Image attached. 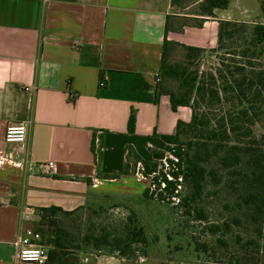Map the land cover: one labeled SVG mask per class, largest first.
Segmentation results:
<instances>
[{
	"label": "crops",
	"instance_id": "crops-1",
	"mask_svg": "<svg viewBox=\"0 0 264 264\" xmlns=\"http://www.w3.org/2000/svg\"><path fill=\"white\" fill-rule=\"evenodd\" d=\"M180 7L172 0H0V264H37L17 257L16 241L40 207L73 210L99 195H144L147 188L166 195L181 180L184 147L162 135L190 121L192 110L174 108L166 94L156 101L164 40L214 47L223 18L216 9L201 26L181 24L201 15ZM20 122L27 123L26 142L7 143V125ZM129 147L157 161L158 171L134 166ZM177 155L180 166L169 171ZM46 247L47 264L124 260Z\"/></svg>",
	"mask_w": 264,
	"mask_h": 264
},
{
	"label": "trees",
	"instance_id": "trees-1",
	"mask_svg": "<svg viewBox=\"0 0 264 264\" xmlns=\"http://www.w3.org/2000/svg\"><path fill=\"white\" fill-rule=\"evenodd\" d=\"M172 1L184 6L180 0ZM197 1L199 26L205 18L215 16L216 9L230 6V0ZM259 1L264 15V0ZM169 30L168 17L166 34ZM176 47L185 50L188 63L170 62ZM210 51L223 52L218 66L214 72H200L191 65L207 52L206 48L169 40L167 36L163 44L156 101L166 94L174 108L189 106L192 110L190 121L179 120L174 134L162 135L167 143L184 147L180 195L174 207L188 219L206 223V231L214 236L216 249L195 237L197 250L215 258L227 256L226 264H260L264 256V132L258 135L255 128L259 122L264 127V22L248 26L220 20L217 46ZM135 124L136 114L132 111L130 132H134ZM154 157L162 159L164 154L155 151ZM128 158L134 166L141 162L149 174L158 171L157 161L143 160L131 147ZM222 194L229 217L210 222L204 198ZM149 195L147 188L143 196ZM84 208L40 207V218L33 225L42 237L39 243L55 246L62 255L88 251L83 250L84 244L98 252L105 248L107 253L122 258L146 253V230L134 211L118 226L104 227L100 233L88 228L82 235V229H71L68 221Z\"/></svg>",
	"mask_w": 264,
	"mask_h": 264
},
{
	"label": "rangeland",
	"instance_id": "rangeland-1",
	"mask_svg": "<svg viewBox=\"0 0 264 264\" xmlns=\"http://www.w3.org/2000/svg\"><path fill=\"white\" fill-rule=\"evenodd\" d=\"M180 1L184 6L179 8V12L192 15L199 13V1ZM219 16L223 18L222 20H234L248 26L264 22L259 0H230V6L227 9H220ZM180 22L181 24L187 22L197 25L200 19L191 16ZM211 48H206L207 52L199 60L192 62V69H198L200 72H214L219 63V55L223 52L210 51ZM169 60L172 63L179 61L188 63L185 59V50L182 47L173 49ZM255 131L258 135L264 132L262 122L256 125ZM180 160V156L177 155L174 162L177 164L172 166L171 163L169 171L174 168L178 169ZM168 168V166L165 167V169ZM178 178L173 179L175 180L173 187L166 195L161 191V194L158 192L150 194L148 197L143 195L121 197L99 195L79 213V216L69 219V226L75 231L82 229V235L90 230L88 228H92L95 233H100L104 227L118 226L134 211L146 230L148 245L145 254L140 251L130 258H123L122 264H226L224 261L227 260V256H225L226 259L223 256L215 258L211 253L196 249L195 237L201 241H207L213 250L217 247L214 236L206 231V223L188 219L181 213V210L174 207L180 195L181 180ZM225 201L226 197L223 194L220 196L208 195L204 198L203 203L209 210L210 222L221 221L229 217V211L224 208ZM36 220L29 222V228H33ZM83 250L97 252L93 246L86 244L83 245ZM101 252L105 253L107 250L104 248ZM260 264H264L263 255H261Z\"/></svg>",
	"mask_w": 264,
	"mask_h": 264
},
{
	"label": "built area",
	"instance_id": "built-area-1",
	"mask_svg": "<svg viewBox=\"0 0 264 264\" xmlns=\"http://www.w3.org/2000/svg\"><path fill=\"white\" fill-rule=\"evenodd\" d=\"M104 83H102L103 85ZM27 123L20 122L17 124H9L5 130V141L12 144H24L27 139ZM50 167H54V163H48ZM181 188V187H180ZM160 193V192H159ZM179 201V197L176 203ZM33 211H28L24 215L25 220H31ZM40 233L33 228H25L16 241L17 257L21 261L35 262L37 264H47L48 251L44 244L39 243L41 240Z\"/></svg>",
	"mask_w": 264,
	"mask_h": 264
}]
</instances>
